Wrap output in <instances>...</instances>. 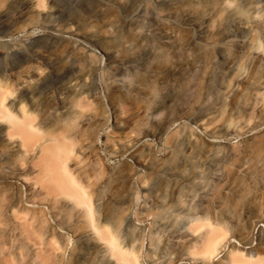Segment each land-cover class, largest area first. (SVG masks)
Returning a JSON list of instances; mask_svg holds the SVG:
<instances>
[{"label":"rangeland","instance_id":"rangeland-1","mask_svg":"<svg viewBox=\"0 0 264 264\" xmlns=\"http://www.w3.org/2000/svg\"><path fill=\"white\" fill-rule=\"evenodd\" d=\"M0 27L2 52L29 55L4 59L6 100L23 92L62 143L95 224L142 264L264 261V0H0ZM35 53L53 71L29 96ZM17 150L0 153V264H116L81 209L37 183V145ZM190 216L224 237L212 260L189 256Z\"/></svg>","mask_w":264,"mask_h":264},{"label":"bare ground","instance_id":"bare-ground-1","mask_svg":"<svg viewBox=\"0 0 264 264\" xmlns=\"http://www.w3.org/2000/svg\"><path fill=\"white\" fill-rule=\"evenodd\" d=\"M78 24V23H77ZM82 24V22H81ZM79 26V25H78ZM86 26V25H85ZM84 28L83 25L80 26ZM79 28V27H78ZM5 35L0 27V153L2 155L1 161L7 158L4 153L7 144L16 142L19 151L26 152L33 149L37 145L39 148V166L40 174L37 176V183L49 191L64 196L72 205L81 209L85 222L90 227V238L96 243H102L104 247V254L101 256V261L114 262L116 264H142L140 257L129 248L121 245L120 241L111 235L108 229L95 224L94 212L90 200L78 186V184L69 176L64 161L67 158L68 152L57 140V137H52L51 134H43L35 126V118L32 111L24 104V94L20 93L19 98L12 101H7L8 92L6 84V68L4 66V59L12 57L15 67H21L23 63L29 58L25 51L14 50L4 53L1 50L6 49L7 42L4 40ZM87 51H93L87 49ZM35 62L39 66H44L40 76L35 75L32 69L28 68L25 71L27 78V95H34L40 85L49 80L51 71H53L51 58H47L40 53H35ZM63 89V87H61ZM53 97L52 93L49 95ZM33 101V100H31ZM31 107L34 102H30ZM76 106L80 102H76ZM59 121L63 118L58 117ZM147 134L144 133L142 137ZM47 142H52V145H45ZM158 188H164L167 185L163 183L157 184ZM140 193V192H138ZM138 203L137 198L134 203ZM135 217L134 211L129 213L126 218L130 222ZM186 230L192 235H198V239L193 243L189 249L188 254L193 259L200 258L202 261H209L220 254L225 245L223 236L215 235L211 226L206 221L197 216H190L186 220ZM242 256L234 250H227L225 253L224 264H236L242 261ZM264 264L260 258L254 260V264Z\"/></svg>","mask_w":264,"mask_h":264}]
</instances>
